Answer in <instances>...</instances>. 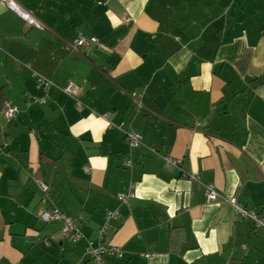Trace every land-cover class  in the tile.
Segmentation results:
<instances>
[{
  "label": "crops",
  "instance_id": "crops-1",
  "mask_svg": "<svg viewBox=\"0 0 264 264\" xmlns=\"http://www.w3.org/2000/svg\"><path fill=\"white\" fill-rule=\"evenodd\" d=\"M15 1L42 27L0 0V107L18 110L0 117V264H94L85 245L109 210L122 255L105 264H264V229L205 198L211 184L264 214V0ZM80 34L99 42L75 50ZM69 81L80 108L57 88ZM51 207L79 239L39 219Z\"/></svg>",
  "mask_w": 264,
  "mask_h": 264
},
{
  "label": "built area",
  "instance_id": "built-area-1",
  "mask_svg": "<svg viewBox=\"0 0 264 264\" xmlns=\"http://www.w3.org/2000/svg\"><path fill=\"white\" fill-rule=\"evenodd\" d=\"M5 3V5L12 10L16 15L22 18L27 25H31L34 27H42L40 21L29 11L22 8L15 0H1ZM126 18L125 20H127ZM98 38L96 36H85L78 35L73 41V48L75 50L88 47L91 44H98ZM36 78L38 83L44 88V91H47L50 87L54 86L53 82L39 74H36ZM61 90L65 95L71 97L74 100V104L76 107L80 108L83 106L82 101L79 98L80 88L75 85L73 82H67L65 85L61 87H57ZM30 103H45L44 97L32 96L27 100L26 104ZM17 107L11 105L8 102H4L0 107V117H2L6 122H13L17 118ZM125 141L130 145L138 146L142 144V136L139 132L135 130H128L125 133ZM152 152H157L155 148H149ZM164 163L166 165H170L173 167H179V159L173 158L168 155L162 156ZM123 165L125 167H131L132 161L130 157H125L123 159ZM185 177L198 180L197 175L193 173H185ZM38 186L40 190L45 193L48 191V185L43 181H38ZM135 195L134 185L131 184L125 192H119L116 194V198L123 202L127 203L132 197ZM205 198L207 201L221 199L223 201H227L230 203L234 211L241 218L249 219L254 228L264 229V214H261L253 209L246 208L239 204L235 197H223L219 192L214 188L213 185L207 184L205 185ZM117 212L114 210H109L105 213L103 221L101 225L96 229V235L94 238L88 239L85 245V254L92 260L94 264H105V258L107 256L120 258L122 255V251L118 246L108 245L104 242V236L106 234L107 229L110 225V220L116 218ZM38 217L40 220L44 222L58 220L61 221V232L65 236H68L71 240L75 241L80 238L81 233L78 227L74 224L72 218L56 207H51L47 209H43L39 212Z\"/></svg>",
  "mask_w": 264,
  "mask_h": 264
}]
</instances>
